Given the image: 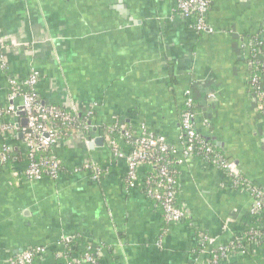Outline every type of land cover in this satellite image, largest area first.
<instances>
[{
	"label": "crops",
	"instance_id": "crops-1",
	"mask_svg": "<svg viewBox=\"0 0 264 264\" xmlns=\"http://www.w3.org/2000/svg\"><path fill=\"white\" fill-rule=\"evenodd\" d=\"M174 5L0 0V44L8 64V71L0 70V107L8 103V77L23 79L33 67L41 75L40 102L73 104L80 115L92 109L89 139L104 140L90 148L78 135L60 137L52 148L59 178L34 182L21 177L28 164L23 140L12 143L14 156L0 168V259L46 247L48 254L33 264H63L55 253L64 239L73 243L74 255L98 248L97 264H202L210 249L249 228L250 193L191 157L179 167L176 197L186 218L162 236L161 214L140 190L126 189V161L108 148L114 140L127 152L119 133L130 130L136 139L143 124L180 147V115L190 91L198 132L236 162L251 186L264 190V116L251 97L248 67L264 27V0H211L201 34ZM84 162L104 169L98 181L78 171ZM203 237L206 253L200 251ZM248 250L227 263L264 264V249Z\"/></svg>",
	"mask_w": 264,
	"mask_h": 264
},
{
	"label": "built area",
	"instance_id": "built-area-1",
	"mask_svg": "<svg viewBox=\"0 0 264 264\" xmlns=\"http://www.w3.org/2000/svg\"><path fill=\"white\" fill-rule=\"evenodd\" d=\"M210 0H175L174 12L189 21V26L196 34H201L208 29L207 18L210 9ZM249 84L251 97L258 110L264 115V27L257 35L250 49ZM0 70L8 71V64L4 56V47L0 44ZM41 80L40 72L31 67L26 76L20 79L16 76L8 77L9 95L8 103L0 107V168L5 167L14 156L12 143L21 132L23 143L26 147L23 156L28 164L21 172L25 181H40L44 178L57 180L61 173V166L53 154L52 148L60 138V133L54 127L46 131L45 120L55 121L61 126L76 125L78 137L88 145L92 140L86 136L90 130L88 122L93 115L92 109L86 111L83 120L75 105L66 108L54 105H44L38 98L37 86ZM215 95L210 93L209 100ZM20 99L21 104H15ZM23 111L26 126L20 127L17 122V112ZM195 102L190 91H186L184 108L180 115V147L169 143L164 137L150 132L143 124L139 129V136L134 139L130 130L119 133L129 150L123 151L114 140L108 141V148L114 159L126 161V173L124 175L127 190H140L151 202L152 208L162 216L163 230L161 235H166L172 225L182 222L186 218L185 211L177 204V190L179 171L188 158L196 157L220 170L229 182V186L242 188L251 195L249 215L251 218H261L264 221V190L250 185L243 177L238 166L228 160L221 152L212 146L197 130L195 125ZM205 125V124H204ZM47 135V136H45ZM45 154L37 157L38 149ZM171 158V159H168ZM153 166V170L147 174H141L143 167ZM88 172L90 180L96 182L102 176L104 169L92 162H84L78 171ZM264 228V227H263ZM204 240L200 238V251L204 250ZM264 243V229L249 227L245 233L232 241L220 244L210 249L204 262L219 264L221 261L229 262L235 255L243 256L248 249L260 248ZM60 249L64 247V239L58 243ZM158 246L161 242L157 243ZM264 247V246H263ZM48 254L46 247H36L25 250L16 256L8 257L5 264H33L38 257ZM58 258H66L63 251L55 253ZM99 249L89 246L83 253L70 254L63 264H97Z\"/></svg>",
	"mask_w": 264,
	"mask_h": 264
},
{
	"label": "trees",
	"instance_id": "trees-1",
	"mask_svg": "<svg viewBox=\"0 0 264 264\" xmlns=\"http://www.w3.org/2000/svg\"><path fill=\"white\" fill-rule=\"evenodd\" d=\"M210 5H211V0H210ZM209 5V6H210ZM57 107V106H56ZM60 108H63V107H60ZM264 116V115H263ZM24 116H18L17 117V122L20 123V121L22 120ZM80 121L83 120V115H80ZM55 121H52L51 119L47 118L45 120V124H46V131L52 127H54L55 129L58 130V132L60 133V137H69V136H76L77 133H78V130L79 128L74 124V125H69V126H61V125H57L54 123ZM86 136L89 138L90 135H89V130L86 131ZM20 140L16 139L15 142L18 143ZM219 151V150H218ZM221 152V151H219ZM45 154V152L40 148L37 150V153H36V156L37 157H40V156H43ZM168 159H171L168 157ZM180 167V166H179ZM179 167H177V170L179 171ZM149 170H153V166H149L148 167ZM149 171V172H150ZM147 174V172H146ZM257 227V228H261L262 230L264 229V221L261 219V218H258V219H255V218H251V221H250V224H249V227ZM232 241V240H231ZM73 245L72 242H69L68 240H65L64 241V247L61 249L63 251V255L66 256V258L63 259L66 260L68 259L69 255L71 254V250L72 248H70L71 246ZM264 243H261L260 244V248L261 249H264ZM75 250V248L72 249V251ZM76 251V250H75ZM203 264H210V263H207V262H204ZM219 264H228L227 262H224V261H221Z\"/></svg>",
	"mask_w": 264,
	"mask_h": 264
},
{
	"label": "water",
	"instance_id": "water-1",
	"mask_svg": "<svg viewBox=\"0 0 264 264\" xmlns=\"http://www.w3.org/2000/svg\"><path fill=\"white\" fill-rule=\"evenodd\" d=\"M17 115H18V116H24V112H23V111H18V112H17ZM26 124H27V123H26V119L23 117L22 120H21L20 123H19V126H20V127H25ZM87 124H88V126H90V130H91V129L94 130V129L91 127V122H90V121H89ZM45 136H47V135H45ZM18 138L23 140V135H22L21 132L18 134ZM103 142H104L103 138H102V137H98V138L93 139V141H91V142L88 144V146L91 148L93 145H96V146H97V145H102ZM233 162H234V161H233ZM234 163L236 164V162H234ZM236 165H237V164H236Z\"/></svg>",
	"mask_w": 264,
	"mask_h": 264
}]
</instances>
